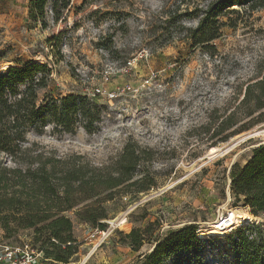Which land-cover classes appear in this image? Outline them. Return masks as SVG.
<instances>
[{
  "label": "rangeland",
  "instance_id": "1",
  "mask_svg": "<svg viewBox=\"0 0 264 264\" xmlns=\"http://www.w3.org/2000/svg\"><path fill=\"white\" fill-rule=\"evenodd\" d=\"M214 1L69 0L55 22L53 0H47L43 27L30 22L28 0H0V72L46 64L52 94H85L106 107L92 134L81 127L61 133L51 125L40 135L29 133L35 151L81 156L97 168L115 161L128 142L151 153L138 175L147 172L153 187L103 204L105 237L89 238L90 227L76 209L61 213L56 240L74 244L77 253L67 263L46 264H134L156 240L188 225L199 241L171 252L163 264H264V212L254 213L229 192L232 165H243L264 144V121L225 142L219 139L228 131L212 137L210 124L264 73V0H245L228 8L235 12L221 14L226 26L210 56L193 49L183 29L194 28ZM94 89L114 97L94 98ZM232 211L249 215L252 223L209 235ZM133 229L143 238L136 251L125 239ZM23 243L38 246L30 231L6 238L0 229V245Z\"/></svg>",
  "mask_w": 264,
  "mask_h": 264
},
{
  "label": "trees",
  "instance_id": "2",
  "mask_svg": "<svg viewBox=\"0 0 264 264\" xmlns=\"http://www.w3.org/2000/svg\"><path fill=\"white\" fill-rule=\"evenodd\" d=\"M245 0H215L197 17L194 28H184L185 39L193 49L215 54L213 42L226 26L220 20L234 4ZM47 0H28V18L33 25L45 26ZM69 0H53L52 10L66 9ZM228 9V10H226ZM50 68L46 64L28 62L8 67L0 72V229L4 237L20 231L32 233L33 250L42 255L43 262L54 260L67 263L77 253L72 243L57 242L63 212L76 209L78 220L91 229L103 230V204L120 193L147 191L152 177L147 172L138 175L142 163L151 160V153L136 143L128 142L119 157L105 167H93L81 156L58 158L35 151L29 133L42 134L49 125L61 133H75L81 127L86 133L97 130L105 110L85 94H52L48 88ZM99 96L94 95V98ZM264 73L246 85L242 98L229 113L217 115L210 123L212 137L228 133L229 138L249 130L264 121ZM258 113L257 116L254 115ZM245 119L247 121L243 122ZM209 132V127L204 133ZM6 159L13 163L8 167ZM140 176V177H139ZM230 196L241 201L254 213L264 212V144L254 148L243 165L233 164L229 173ZM136 251L143 238L133 229L125 236ZM199 239L195 227L184 226L156 240L153 249L134 264H163L173 251L189 250ZM24 244V243H23ZM22 245V244H21ZM13 246V245H11Z\"/></svg>",
  "mask_w": 264,
  "mask_h": 264
},
{
  "label": "built area",
  "instance_id": "3",
  "mask_svg": "<svg viewBox=\"0 0 264 264\" xmlns=\"http://www.w3.org/2000/svg\"><path fill=\"white\" fill-rule=\"evenodd\" d=\"M131 66V62H127V68ZM108 80V77L105 78ZM129 90L130 88L127 87ZM92 95H97L106 98H113L114 95L101 91L100 89H94ZM223 223V222H222ZM105 231L99 229H89L87 234L89 238H95L97 236L105 237ZM42 260V261H41ZM0 264H45L43 263L42 255L33 250L28 243H24L18 246L0 245Z\"/></svg>",
  "mask_w": 264,
  "mask_h": 264
},
{
  "label": "bare ground",
  "instance_id": "4",
  "mask_svg": "<svg viewBox=\"0 0 264 264\" xmlns=\"http://www.w3.org/2000/svg\"><path fill=\"white\" fill-rule=\"evenodd\" d=\"M250 222H251V219L249 215L240 214L236 211H232L228 219L224 218V219H221V221L215 222L213 224L211 230H209V235L223 236L225 234L223 232L225 229L232 227L233 225L243 226L245 223H250Z\"/></svg>",
  "mask_w": 264,
  "mask_h": 264
},
{
  "label": "water",
  "instance_id": "5",
  "mask_svg": "<svg viewBox=\"0 0 264 264\" xmlns=\"http://www.w3.org/2000/svg\"><path fill=\"white\" fill-rule=\"evenodd\" d=\"M229 184H230V181H229Z\"/></svg>",
  "mask_w": 264,
  "mask_h": 264
}]
</instances>
